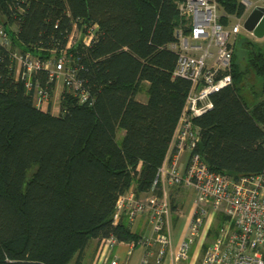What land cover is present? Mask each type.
Returning a JSON list of instances; mask_svg holds the SVG:
<instances>
[{
  "label": "trees",
  "instance_id": "trees-1",
  "mask_svg": "<svg viewBox=\"0 0 264 264\" xmlns=\"http://www.w3.org/2000/svg\"><path fill=\"white\" fill-rule=\"evenodd\" d=\"M179 1L0 0L10 35V44L0 43V264H70L93 239L140 238L128 214H114L130 189L138 198L159 189L155 178L191 86L174 75L171 44L186 22ZM216 1L224 25L246 10L242 0ZM75 30L81 37L70 43ZM245 40L247 68L234 44L233 83L212 93L213 107L194 119L196 151L211 170L235 177L264 169V98L250 106L243 95L250 70L264 93V49ZM16 50L42 60L66 56L80 89L64 85L57 115L56 80L47 69L34 74L50 96L46 108L36 106ZM145 82L143 102L137 95ZM228 220L220 213L210 233Z\"/></svg>",
  "mask_w": 264,
  "mask_h": 264
},
{
  "label": "built area",
  "instance_id": "built-area-1",
  "mask_svg": "<svg viewBox=\"0 0 264 264\" xmlns=\"http://www.w3.org/2000/svg\"><path fill=\"white\" fill-rule=\"evenodd\" d=\"M242 2L246 10L237 17L238 21L231 29L221 22L220 6L216 0L178 2L180 15L186 19L190 31L185 33L184 26L176 30L178 39L171 44L178 52L174 75L188 79L191 86L169 149L155 178L154 184H160L162 193L138 198L130 189L119 198L114 214L115 220L120 218L122 212H126L130 220L142 213L147 215L157 236H142L138 242L146 247L159 244L154 264H163L164 256L173 245L168 230L171 207L167 183L190 187L196 193L194 216L171 264L188 259L192 243L203 232L210 211L222 213L229 220L206 248L203 264H264V169L235 177L211 170L203 155L196 151L200 127L195 124V117L213 107L212 93L233 83V33L238 32L251 9L264 5V0ZM0 43L10 44L9 32L1 23ZM12 55L20 66V77L27 90L32 92L36 106L46 108L50 100L48 91L33 80L34 74L41 69H47L50 78L56 81L62 77L64 85L72 87L74 91L80 89L75 72L67 67L66 56L42 60L30 52L18 50ZM81 97L86 100L88 94L83 92ZM185 151L189 156L184 167H181V154ZM118 242L111 236L103 238L101 245L111 249ZM109 264L121 263L118 258H112ZM137 264H153L148 248Z\"/></svg>",
  "mask_w": 264,
  "mask_h": 264
},
{
  "label": "crops",
  "instance_id": "crops-1",
  "mask_svg": "<svg viewBox=\"0 0 264 264\" xmlns=\"http://www.w3.org/2000/svg\"><path fill=\"white\" fill-rule=\"evenodd\" d=\"M184 26H187V22H185ZM11 29H15V26H11ZM263 38V37H262ZM235 43H236V37H235ZM145 85H148L147 82L144 83ZM64 82L61 80L56 81L55 89L52 95V105H51V112L55 115H57L60 111V97L64 90ZM53 98L58 99V107L53 103ZM138 98V96H137ZM246 100L248 101L250 106H253L258 102L259 100H262L264 98V93H257L256 97L254 98L250 96H245ZM140 101L146 102L148 97L145 96L144 98H138ZM124 131H121L120 134L123 135ZM189 153L187 151L183 152L181 154V167H184L188 160ZM158 190L162 193L161 186L157 190H151L148 193L140 195L139 198H147L151 196H158L161 194H158ZM166 190L168 192V197L170 201V217L168 222V230L171 234L173 245L172 248L168 249L166 255L163 258V264H171L173 261H175L174 254L176 250L178 249L179 245L185 238L189 225L191 222V219L194 216L195 213V191L190 188L183 185H173V184H166ZM126 214V212H122ZM219 214L220 213H211L206 219V223L203 227V231L206 232L205 235H209L208 238L212 237L210 236L212 232L210 233V229H212V220L211 218L217 217L219 222ZM122 215V214H121ZM121 217V216H120ZM130 228L132 232L138 233L140 237L142 236H150V237H156L157 233L153 231L152 226L147 218V215L145 213L140 214L135 219L130 220ZM226 223V222H224ZM217 235V234H216ZM216 235H214L213 239L211 241H199L197 237H195L193 243H192V250L191 255L188 259L182 260L179 262V264H200L198 261V252L201 247V252H205L206 248L212 243ZM132 242H135V245H132ZM201 242V243H200ZM148 248L150 252V259L151 262L154 264L156 254L159 248V244L154 243L151 246L146 247L144 244L139 243L135 240L127 242V241H120L117 244H115L111 249H107V247H103L101 245V240L93 239L90 241L88 246L86 247L82 258H80L77 261H72L70 264H109L110 260L112 258H118L119 262L121 264H137L141 257L143 256L144 252ZM203 252V253H204Z\"/></svg>",
  "mask_w": 264,
  "mask_h": 264
},
{
  "label": "rangeland",
  "instance_id": "rangeland-1",
  "mask_svg": "<svg viewBox=\"0 0 264 264\" xmlns=\"http://www.w3.org/2000/svg\"><path fill=\"white\" fill-rule=\"evenodd\" d=\"M253 1H257V0H253ZM220 12H221V15L224 14L221 8H220ZM248 14H246V15H248ZM245 17H247V16H245ZM227 19H228V24L226 26L230 29L238 21L237 16H233V15L227 16ZM80 37H81V35L79 34V32L77 30H75L70 37V43L77 41ZM235 37H236V43H234V44H235V51H236V61H238V63L240 62L241 66H243L244 68H247L248 63H247V58H246L245 53H246V49H247L249 44L246 43L245 39L255 43L256 47H260V48L264 49V37L263 38H257L252 32L245 30L243 24L241 25V27L237 33H235V32L233 33V38L235 39ZM88 40H89L88 37L85 38L86 42ZM59 80L63 81L62 77ZM245 84H246V86L243 88V95L246 97L251 95V97L254 98V96L256 97L257 93H261V89L263 86V79L260 77H257L255 75V73L252 70H250L249 74L246 77ZM137 96H138V98H141V99L144 98L145 96L148 97V85L144 84L142 86L141 91L138 93ZM53 103L57 106L58 105V99L53 98ZM121 139H122V135L120 134L119 135V141ZM180 162H181V160H180ZM211 220H212V222H211L212 227L215 230L218 223H219L218 218L213 217V218H211ZM205 233L206 232L203 231V232H201L200 236H197V239L199 241H203L202 243H204L205 241H208V242L211 241V239H213V237L215 235L214 233H212L210 235V236H212V237H210L211 238L210 239V238H208L209 235L206 236ZM139 239L137 240V242L139 241ZM191 250H192V247H191ZM191 250H190L189 256L191 255ZM203 252H201V247H200V250L198 252V259H199L198 261L200 262V264H203L204 253H205V252L204 253Z\"/></svg>",
  "mask_w": 264,
  "mask_h": 264
},
{
  "label": "water",
  "instance_id": "water-1",
  "mask_svg": "<svg viewBox=\"0 0 264 264\" xmlns=\"http://www.w3.org/2000/svg\"><path fill=\"white\" fill-rule=\"evenodd\" d=\"M243 26L257 38L264 37V5H256L245 18Z\"/></svg>",
  "mask_w": 264,
  "mask_h": 264
}]
</instances>
